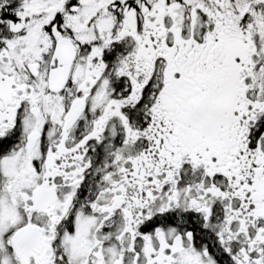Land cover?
Segmentation results:
<instances>
[{
    "label": "snow or ice",
    "instance_id": "1",
    "mask_svg": "<svg viewBox=\"0 0 264 264\" xmlns=\"http://www.w3.org/2000/svg\"><path fill=\"white\" fill-rule=\"evenodd\" d=\"M0 264H264V0H0Z\"/></svg>",
    "mask_w": 264,
    "mask_h": 264
}]
</instances>
